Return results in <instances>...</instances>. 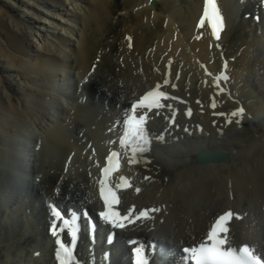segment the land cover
Wrapping results in <instances>:
<instances>
[{
	"label": "bare ground",
	"instance_id": "obj_1",
	"mask_svg": "<svg viewBox=\"0 0 264 264\" xmlns=\"http://www.w3.org/2000/svg\"><path fill=\"white\" fill-rule=\"evenodd\" d=\"M153 1L0 0V264H54L43 231L52 218L43 205L49 219L37 220V202L103 209L96 163L117 147V122L132 101L157 84L187 104L174 127L163 114L149 121L162 140L154 139L146 170L113 176L132 185L120 189L122 212L160 209L119 232L121 240L156 239L169 251L194 245L219 213L234 209L243 219L233 221L230 238L264 254V15L259 24L246 18L262 8L256 0H219L226 29L216 41L197 24L203 0ZM222 56L230 78L218 94L208 73L221 71ZM239 108L245 113L233 117ZM201 150L228 157L200 164ZM15 216L23 217L16 238L9 227ZM89 252L88 244L80 249L83 258Z\"/></svg>",
	"mask_w": 264,
	"mask_h": 264
},
{
	"label": "snow or ice",
	"instance_id": "obj_2",
	"mask_svg": "<svg viewBox=\"0 0 264 264\" xmlns=\"http://www.w3.org/2000/svg\"><path fill=\"white\" fill-rule=\"evenodd\" d=\"M204 16L210 20L215 39L219 41L226 25L224 17L217 5V0H206ZM203 23L204 21H201V25H203ZM208 75L212 74L208 73ZM222 80H228V76L223 75L215 77V87L219 89L218 94L225 91V89L221 87ZM168 84L169 79L166 78L163 81V85L167 86ZM172 87L175 88V84H173ZM177 99V97L171 96L170 93L163 90L161 84H157L152 90L147 91L138 99L134 100L126 110V116L123 118L122 122H117L122 127L119 146L125 150L129 165L143 162L144 166L147 167L151 162L147 154L151 151L153 138L147 126L148 122L154 119L155 116L163 114L170 124H174L176 112L172 111L171 115H168L167 111L162 112V110H171L173 108L172 104L165 103V101ZM211 106L215 109V102H213ZM153 112L155 116L150 115ZM243 112L244 109L241 108L239 112L234 111L231 115L237 117ZM187 114L191 116V109L188 110ZM228 123L230 124L232 121H228ZM109 131H112V128H109ZM154 139L158 141L162 140V136L155 137ZM112 143L116 142L112 141ZM121 155L120 152L111 151L106 159V166L103 168L104 179L100 181L99 187V194L104 210L100 211L98 215L102 221L113 229H124L126 224L130 225L140 220H149L154 213L160 211V209L156 207L144 208L137 211L134 206L127 208L123 212L121 211V197L118 192L108 184V176L112 172L119 170L121 166ZM121 179L123 183L117 185L116 188L123 189L132 187L127 178L122 177ZM143 179L147 181L150 180L151 177L146 175ZM135 191L139 193L141 189L136 187ZM52 214L55 218L62 220L65 227L59 229V232L63 233L69 226V220L65 219L64 214L55 207L52 209ZM84 215L87 214L85 213ZM73 219L75 220V215ZM232 219V211L220 215L207 231L206 239H203L194 246L184 247L182 252L184 253L183 260L185 264H264V259L256 254L249 245L238 246L234 238L230 239L229 225ZM51 230L53 234L57 233L55 225H53ZM76 242V230H73L71 234V246H66L63 240H57L58 249L56 255L59 258V264H73ZM129 243L131 245H136L134 248L136 264H147L146 250L143 244H138L135 239L130 240Z\"/></svg>",
	"mask_w": 264,
	"mask_h": 264
},
{
	"label": "rangeland",
	"instance_id": "obj_3",
	"mask_svg": "<svg viewBox=\"0 0 264 264\" xmlns=\"http://www.w3.org/2000/svg\"><path fill=\"white\" fill-rule=\"evenodd\" d=\"M0 25H1V18H0ZM120 32V33H119ZM116 34L119 36V37H122L123 36V30L121 29V28H119L118 29V31L116 32ZM1 48H3V49H5L6 48V46L4 45L3 47H1ZM2 49V50H3ZM0 62L2 63L3 62V60H2V58H1V55H0ZM1 66V68H3V66L2 65H0ZM116 72H119V70H118V68L116 69ZM253 75H254V78H255V80L252 82L251 80H249L250 82H251V85H253L254 87H255V89L256 90H258L259 91V89H258V82H256L257 80H256V76H255V72H253L252 70H251V72L248 74V79L249 78H252L253 77ZM71 85V84H70ZM15 88L17 89V91H21L23 88H22V85H20V84H17L16 86H15ZM253 90V89H252ZM92 103H94V104H97V105H102V103L101 102H98V101H94V102H92ZM113 106H114V104H113ZM33 149V148H32ZM28 172V171H27ZM30 172V171H29ZM34 177L35 176H33L32 177V180L34 181ZM36 180V179H35ZM47 186V185H46ZM17 224V222H15L14 220H12L11 222H10V224H9V227H11V233L10 234H12V236L14 237V238H16L17 237V231L14 229V226ZM5 229V228H4ZM5 231L3 230V233H4ZM18 234L19 235H21V232H18ZM17 252H19V250H16ZM2 256V254L0 253V257ZM1 259V258H0Z\"/></svg>",
	"mask_w": 264,
	"mask_h": 264
},
{
	"label": "water",
	"instance_id": "obj_4",
	"mask_svg": "<svg viewBox=\"0 0 264 264\" xmlns=\"http://www.w3.org/2000/svg\"><path fill=\"white\" fill-rule=\"evenodd\" d=\"M205 155H206L205 153H201V154L197 155L199 162L206 163L208 161H215V159H216V157L215 158L214 157H206ZM218 159L221 160V159H224V157H219Z\"/></svg>",
	"mask_w": 264,
	"mask_h": 264
}]
</instances>
